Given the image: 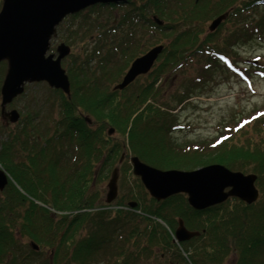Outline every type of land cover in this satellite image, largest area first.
I'll return each instance as SVG.
<instances>
[{
    "label": "trees",
    "instance_id": "obj_1",
    "mask_svg": "<svg viewBox=\"0 0 264 264\" xmlns=\"http://www.w3.org/2000/svg\"><path fill=\"white\" fill-rule=\"evenodd\" d=\"M115 8L125 9L120 21L94 24L101 9ZM221 16L224 20L211 32L207 22ZM93 30L103 33L95 34L85 56L72 53L63 61L71 95L44 83L46 95L34 98L50 108V116L26 112L13 127L3 122L0 106V165L12 178L0 193V264H48L31 242L52 250L51 264H264V106L231 118L208 140L183 146L172 137L182 129L175 109L158 101L156 86L166 73L193 60L198 62L190 68L198 76L177 93L179 104L192 90L204 94L221 75L246 81L250 72L264 75L261 57L257 68L246 69L233 51L264 38V0L93 6L61 23L50 52L57 41L71 47L80 34ZM156 46L164 50L145 75L146 84L127 94L138 76L125 91L115 90L131 63ZM7 69L2 62L0 92ZM132 156L160 170L220 164L255 174L260 197L253 204L229 198L204 211L191 208L184 194L158 202L130 170ZM115 167L121 195L108 205L101 201V189ZM132 202L138 204L135 209L129 208ZM180 221L199 236L176 242Z\"/></svg>",
    "mask_w": 264,
    "mask_h": 264
},
{
    "label": "water",
    "instance_id": "obj_2",
    "mask_svg": "<svg viewBox=\"0 0 264 264\" xmlns=\"http://www.w3.org/2000/svg\"><path fill=\"white\" fill-rule=\"evenodd\" d=\"M130 0H2L0 10V64L6 62L8 69L1 89V115L15 124L21 119L19 112L7 107L23 95L25 87L33 83H47L50 88L71 95V82L63 68V59L72 54L71 48L62 43L57 53L50 54L52 40L57 37V28L70 15L80 14L92 6H111L127 4ZM225 16L214 19L209 27L213 32ZM164 46H156L143 56L134 60L122 82L115 90L123 91L138 76L149 73L155 65ZM115 130L110 129V134ZM123 155L120 159H124ZM132 170L142 180L151 198L158 202L174 195L185 194L191 208L204 211L224 203L229 198H238L247 204H253L260 197L255 182L257 175L231 171L226 166L211 164L201 168L184 170H160L149 166L137 157H130ZM118 168L107 186L105 202L111 204L118 197ZM12 178L0 166V192L6 190ZM138 206L129 204L131 209ZM199 232L186 229L180 221L175 232V241L184 243L199 236ZM32 246L38 250L36 244Z\"/></svg>",
    "mask_w": 264,
    "mask_h": 264
},
{
    "label": "rangeland",
    "instance_id": "obj_3",
    "mask_svg": "<svg viewBox=\"0 0 264 264\" xmlns=\"http://www.w3.org/2000/svg\"><path fill=\"white\" fill-rule=\"evenodd\" d=\"M124 10V8H115L113 10L101 9L98 13L95 14V18L98 21H96V23L94 22V24L107 22L108 24H112L114 20V22L117 23L122 18L121 14H123L122 12ZM211 22H207L209 23L207 26H210ZM229 25L230 24H228V26ZM230 29H232L231 26ZM225 31L226 28L222 30V32ZM102 33L103 31L100 32V34ZM95 34L99 33L93 30L92 35L80 34L79 41L74 42V44H72L71 46L72 53L85 56L84 49L85 47H87L88 49V46H92L93 42L95 41ZM116 36L117 34L115 33L110 35L109 41L111 40L112 42ZM60 42L61 41H57L56 45H59ZM233 51H236L240 54V57L243 60V68H257L258 66H254L257 65V62H255V60L258 57H261L262 61H264V38L261 40L256 39V42L253 44L248 43L244 46H237L236 50ZM192 62L190 64L191 66L198 61L196 60L195 62ZM65 65V62H63V67L66 69ZM191 66L178 68L174 73H166L163 80H161V82H158L156 85L161 89L160 95L157 96L158 101L164 104L167 103L170 108L175 109L173 111V114L178 118V123L180 124V127L182 129H179V131H175L172 137L179 144L181 143L183 146H187L188 144H190V142L195 143L208 140L210 139V137H214L220 131L224 123L228 122L231 118L243 113H247L253 108L264 106V75H257L255 72L249 73L247 81L238 78L230 73L221 75L217 77L215 81L209 83L207 88L203 90L205 91L204 94L201 92V90H192V92L189 94V100H187V102L184 104H179V102L176 100L177 93L184 92L189 86V82L191 81V79L198 76L195 75V69L190 68ZM144 77L145 76H141L138 83H135L132 88L126 89V93L131 94L136 89L137 85H145L147 80ZM201 78L206 79L203 75H201ZM45 84L44 82L33 83L32 85L26 86L23 95L16 98L14 102L7 107V110L10 111L16 109L21 115V119L25 117L26 112L35 113L36 111H38L39 113L43 112L44 114H46V117L50 116L49 114L52 113L50 112V108L47 105L43 106L34 101V98L42 99V97L46 95ZM149 101H153V99L151 98ZM55 115L59 116V113L55 112ZM3 119L4 123L8 122V118L4 117ZM15 124L9 123V125L13 127H15ZM49 124L53 125L52 122H49ZM113 135L116 136L115 139H118V137L120 136H117L116 133H114ZM129 167L133 173L131 162ZM134 177L136 176L134 175ZM107 185L108 183H105L104 185H102L103 187L101 189L103 191L101 201L106 204L107 202H105V199L108 193ZM118 192L119 198L121 194L120 191ZM116 200H114L113 202H115ZM23 238L29 240L28 237H25V234ZM40 252H44L42 253V257H44V260H46L44 262H48V264H51L53 258V256L51 255L52 250H43L42 247V249L40 248Z\"/></svg>",
    "mask_w": 264,
    "mask_h": 264
},
{
    "label": "flooded vegetation",
    "instance_id": "obj_4",
    "mask_svg": "<svg viewBox=\"0 0 264 264\" xmlns=\"http://www.w3.org/2000/svg\"><path fill=\"white\" fill-rule=\"evenodd\" d=\"M139 77H141V76H139Z\"/></svg>",
    "mask_w": 264,
    "mask_h": 264
}]
</instances>
